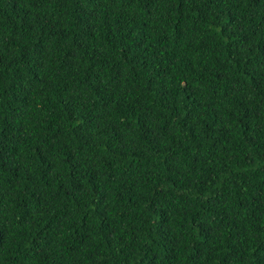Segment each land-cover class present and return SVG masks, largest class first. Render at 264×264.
I'll use <instances>...</instances> for the list:
<instances>
[{
	"label": "trees",
	"instance_id": "16d2710c",
	"mask_svg": "<svg viewBox=\"0 0 264 264\" xmlns=\"http://www.w3.org/2000/svg\"><path fill=\"white\" fill-rule=\"evenodd\" d=\"M0 264H264V0H0Z\"/></svg>",
	"mask_w": 264,
	"mask_h": 264
}]
</instances>
